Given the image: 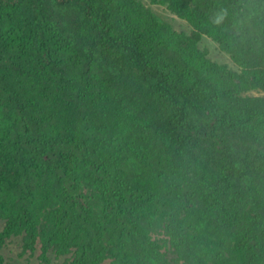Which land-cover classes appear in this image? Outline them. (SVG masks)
<instances>
[{"label":"trees","instance_id":"obj_1","mask_svg":"<svg viewBox=\"0 0 264 264\" xmlns=\"http://www.w3.org/2000/svg\"><path fill=\"white\" fill-rule=\"evenodd\" d=\"M159 1L0 0V246L264 264V0Z\"/></svg>","mask_w":264,"mask_h":264},{"label":"rangeland","instance_id":"obj_2","mask_svg":"<svg viewBox=\"0 0 264 264\" xmlns=\"http://www.w3.org/2000/svg\"><path fill=\"white\" fill-rule=\"evenodd\" d=\"M143 2L147 6L151 7L160 20L171 23L172 27L176 31H184L189 33L192 30L191 24L185 19L177 16L167 7L166 4L160 2L159 0L155 3L151 0H143ZM199 44L200 47H206L209 49V56L213 60L218 62H226L230 66L236 68V64L229 57L228 53L222 51L218 43L212 38L204 35L199 41ZM252 93L257 94L259 92L253 90ZM2 227L3 221H0V231ZM21 245L20 236H13L7 239L5 243L0 246V264H66V254L64 253L60 255L55 254L54 252L48 253V259L45 260L42 254L39 253V249H36L34 252L27 251L23 253ZM69 255L70 253L67 254V257Z\"/></svg>","mask_w":264,"mask_h":264},{"label":"clouds","instance_id":"obj_3","mask_svg":"<svg viewBox=\"0 0 264 264\" xmlns=\"http://www.w3.org/2000/svg\"><path fill=\"white\" fill-rule=\"evenodd\" d=\"M227 13L225 10H220L213 18V23L214 24H221L223 22V20L225 19Z\"/></svg>","mask_w":264,"mask_h":264},{"label":"bare ground","instance_id":"obj_4","mask_svg":"<svg viewBox=\"0 0 264 264\" xmlns=\"http://www.w3.org/2000/svg\"><path fill=\"white\" fill-rule=\"evenodd\" d=\"M189 26V25H188ZM218 48V47H217ZM220 50V49H219ZM15 256V255H14ZM7 257V256H6ZM25 261V260H24Z\"/></svg>","mask_w":264,"mask_h":264}]
</instances>
